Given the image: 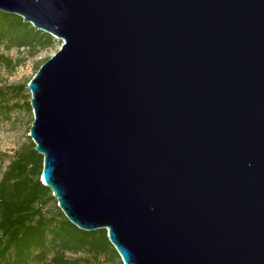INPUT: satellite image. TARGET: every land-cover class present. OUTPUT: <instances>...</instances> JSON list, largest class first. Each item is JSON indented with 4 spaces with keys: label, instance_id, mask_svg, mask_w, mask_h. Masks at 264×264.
Segmentation results:
<instances>
[{
    "label": "water",
    "instance_id": "water-1",
    "mask_svg": "<svg viewBox=\"0 0 264 264\" xmlns=\"http://www.w3.org/2000/svg\"><path fill=\"white\" fill-rule=\"evenodd\" d=\"M63 40L28 85L41 181L124 264H264V0H0Z\"/></svg>",
    "mask_w": 264,
    "mask_h": 264
},
{
    "label": "trees",
    "instance_id": "trees-1",
    "mask_svg": "<svg viewBox=\"0 0 264 264\" xmlns=\"http://www.w3.org/2000/svg\"><path fill=\"white\" fill-rule=\"evenodd\" d=\"M54 43L50 34L0 11V46L36 56ZM26 88L0 89V118L20 107L16 100ZM27 108L31 109V102ZM35 147L33 141L22 145L0 179V264H97L103 260L124 264L107 230L83 231L67 219L41 181L44 157ZM52 204L54 209L49 207Z\"/></svg>",
    "mask_w": 264,
    "mask_h": 264
},
{
    "label": "rangeland",
    "instance_id": "rangeland-1",
    "mask_svg": "<svg viewBox=\"0 0 264 264\" xmlns=\"http://www.w3.org/2000/svg\"><path fill=\"white\" fill-rule=\"evenodd\" d=\"M53 38L55 41L54 46L41 51L36 56L30 54L27 50L8 49L7 46H0V89L17 85L27 86L22 95L16 100L20 107L13 108L10 113H3L0 118V179L14 153L22 145L33 141L29 133L34 121V112L32 107L31 109L27 108V102H31L32 99L28 85L41 66L62 48L63 40ZM17 63H20V65L16 66ZM13 103L11 102L10 105H13ZM1 105H3V102L0 96ZM49 207L54 209L53 204ZM97 264L116 263L103 260Z\"/></svg>",
    "mask_w": 264,
    "mask_h": 264
}]
</instances>
